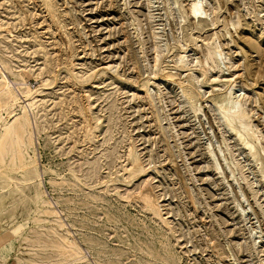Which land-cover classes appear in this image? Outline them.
Returning a JSON list of instances; mask_svg holds the SVG:
<instances>
[{
	"label": "rangeland",
	"instance_id": "374dc122",
	"mask_svg": "<svg viewBox=\"0 0 264 264\" xmlns=\"http://www.w3.org/2000/svg\"><path fill=\"white\" fill-rule=\"evenodd\" d=\"M197 2L0 0V264H264V0Z\"/></svg>",
	"mask_w": 264,
	"mask_h": 264
},
{
	"label": "bare ground",
	"instance_id": "6f19581e",
	"mask_svg": "<svg viewBox=\"0 0 264 264\" xmlns=\"http://www.w3.org/2000/svg\"><path fill=\"white\" fill-rule=\"evenodd\" d=\"M149 8H151V5H149ZM190 12H191L192 15H197V16L200 15V16H202L201 14H203L204 12L206 13V9H205V7L202 4L197 2V0H192L191 7H190ZM235 16H236V14H235ZM218 47L220 48V45ZM216 54H217V52H215V53L209 52L208 56L206 58L207 60H209V61L211 60L212 61V67H214V68H216L218 66L217 56L215 57ZM220 55H222V52L220 53ZM158 56L159 55L157 54V59H158ZM35 98L36 97L32 98V105L33 106L36 104V99ZM0 99L5 100L7 102L6 106H5V111L6 112L8 111L9 108L16 109L17 104H16V102H13L12 94H11V91H10V89L8 87L0 88ZM229 104H231L233 107H235L237 105V100H235L233 98V96H231L230 100H229ZM241 106L242 105H240V107ZM226 118H227V122H228V127L232 131H235V132L237 131V134H242V132L248 131L247 128L249 127V125L251 123V120L248 117V113H247L246 110L243 109L242 111L237 113L235 109H232L230 112H228V116H226ZM4 119H5V117L0 114V122H1V124H4V122H7ZM9 124H10V122H7L6 123V127L9 126ZM152 200H155V198L153 196H152Z\"/></svg>",
	"mask_w": 264,
	"mask_h": 264
},
{
	"label": "built area",
	"instance_id": "2783aa9c",
	"mask_svg": "<svg viewBox=\"0 0 264 264\" xmlns=\"http://www.w3.org/2000/svg\"><path fill=\"white\" fill-rule=\"evenodd\" d=\"M32 86L34 87V84Z\"/></svg>",
	"mask_w": 264,
	"mask_h": 264
}]
</instances>
